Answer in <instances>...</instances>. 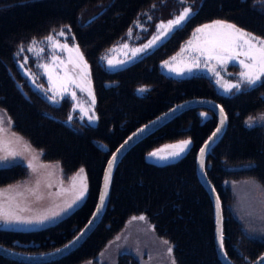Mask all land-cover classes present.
<instances>
[{"label":"trees","instance_id":"1","mask_svg":"<svg viewBox=\"0 0 264 264\" xmlns=\"http://www.w3.org/2000/svg\"><path fill=\"white\" fill-rule=\"evenodd\" d=\"M181 4L192 6L194 15L152 53L113 73L100 66L97 53L122 37L134 18L146 11L162 12L166 16L170 7ZM98 10L101 12L85 23ZM215 19L231 21L264 37V3L257 0H186V3L182 0H0V109L11 118L15 131L42 153V160L60 164L64 178L84 169L87 180L83 201L55 223L16 231H24L25 237L0 225L2 244L40 253L70 240L93 211L109 149L140 122L176 101L210 95L224 106L227 115L224 133L212 145L205 160L207 175L222 201L224 248L238 263L251 261L264 251V237L248 235L232 214L227 205L229 192L223 183L231 178L252 177L264 186V127L255 122L249 128L245 123L249 117L255 119L264 108V87L229 95L207 94L210 88L207 80L189 76L198 69L178 79L162 75L156 64L158 57L166 59L175 52L194 26ZM60 28L71 33L90 62L99 117L94 128L75 131L42 115L35 99L25 98L17 88L16 80L20 78H12L10 70L15 74L12 52L17 44ZM202 72L209 75L208 71ZM141 83L152 87L146 86L147 91L139 94L136 87ZM201 120L193 109L186 110L130 148L113 171L101 220L70 253L44 264H78L86 259H91L92 264H106L96 258L97 253L136 214L145 216L153 224L154 232L171 242L177 264H223L214 240L212 200L196 174L195 165L197 149L216 122L214 118L204 123ZM180 137H190L193 146L178 161L158 166L146 159L151 147ZM94 138L109 149L101 148ZM13 166H21L27 172L20 163L0 166V185L16 181H10ZM14 239L27 243L17 247ZM115 258L114 264H138L131 254L126 256L122 251ZM0 264L37 263L0 254Z\"/></svg>","mask_w":264,"mask_h":264},{"label":"snow or ice","instance_id":"2","mask_svg":"<svg viewBox=\"0 0 264 264\" xmlns=\"http://www.w3.org/2000/svg\"><path fill=\"white\" fill-rule=\"evenodd\" d=\"M183 3H186V0H182ZM259 3H264V0H257ZM194 15V9L192 6H184L179 15L175 16L173 19L164 23L161 21L157 27V34L153 36L148 43L144 44L142 47L131 49V53L133 57H136L138 53H144L147 49L154 47L157 43L163 42L161 37L165 39L177 29L181 28L191 17ZM129 34H131V29L129 30ZM198 34H203L204 39L199 40ZM67 33L64 29H61L58 33L60 37H66ZM194 37L199 41L198 43L193 42V40H189L185 46V48L181 49V52L187 51L189 48L192 49L196 55L192 56L188 62L182 63L180 66H176L175 62L177 57H172L171 62L166 60L163 62V67L167 68L169 72H174L178 76H183L185 73H191L194 69H200L203 67L204 69H209L211 73H213L215 78V83L219 85L225 93L233 94V90L239 92L245 88H253L256 86L264 87V37L256 36L255 34L246 31L244 28L238 27L236 24L229 23L223 20L213 21L211 24H204L195 29L193 33ZM46 41L50 43L53 54L50 57V60L55 66L58 63L57 56L55 55V50L60 49L62 51H67L69 53H75V59L69 57V62L75 63L76 67L84 69V75L87 76V61L84 59L83 52L80 50L79 45L74 43L71 47L65 40L64 43H61L59 40L54 39L52 35L46 37ZM33 46H30L27 50L34 51L35 41L31 42ZM123 48H128V45L125 43ZM25 49L23 46L20 47L19 52H23ZM42 52L43 49H40ZM19 52L17 55H19ZM179 55V54H178ZM243 57V59H241ZM27 59V58H25ZM215 61L214 64L211 62ZM125 61H118V63L122 64ZM59 63H63L60 61ZM232 63L234 65H239L242 67V71L239 72L238 77H236L235 83H229L224 81V77L221 76V71L226 72V65ZM109 66H114L112 61L108 60ZM217 65L220 66V71L217 70ZM23 67V65H21ZM37 67L43 68L45 73L47 74V79L50 84V88L45 89L42 84L36 83V77L31 73L27 72V74L32 78V83L44 92L46 98L51 101L53 104H59L60 100L65 99V97L69 98L72 101H75V108H79L82 115H79L80 120H84L87 117V120L92 123L98 121L99 117L95 115L94 105H95V95L88 89L89 96L91 97L90 106L83 107L76 101V92L72 91L70 86L79 87L80 85L76 82L74 76L69 75L67 71L63 78L58 79L57 81H53L52 72L50 70L49 64L37 65ZM139 92L143 93L147 91V88L138 89ZM51 93V95H49ZM183 107V105H177L175 108L169 110V112L165 113L163 117H158L157 120L151 121L150 124L144 125L143 128L138 129L137 132L132 133L131 136L125 141L124 144L120 145V148L117 149L119 152L121 149L125 147V145L131 141L134 137L145 132L146 129L149 128L150 125L156 124L159 120L168 117L170 114L174 115L179 108ZM219 112L221 114L220 125L221 127H217L215 132L209 137L208 142H205L204 146L200 148V166L202 169V174L205 171V161L204 157L207 153V149L210 147V142H214V138L222 131V126L227 120V115L224 112L223 107L219 108ZM202 116H207V113H202ZM261 121H264V115L258 117ZM73 120V115L68 116V122L70 123ZM256 120L253 117H249L245 122L246 125L251 128L255 124ZM9 123H11V118H9ZM5 128L3 127V120L0 118V133L4 132ZM192 141L183 140L179 141L174 145H166L165 148L173 149L172 151H168L166 155H161L164 149H157L151 153H149V157H158L160 159H168L170 157H179L182 155L190 146ZM25 150H28L33 153L32 159H37V154L35 153V149L31 148V145L25 142L24 144ZM42 154V153H40ZM10 155H17L16 152L10 153ZM6 159V157H0V160ZM118 156L116 154L112 155V159L108 163V172L105 177V192L100 196L99 206L96 208L95 213L93 214V218L90 219L85 226L86 230H90L94 225L96 219L99 218V214L103 210L104 201L107 196V188L110 181L111 170L114 167ZM29 166L33 167L31 161H29ZM47 167V166H46ZM84 173V169H80L75 176L71 178L72 187L76 189V181L78 178L80 179V188L75 192L74 198L71 202H66L63 207L60 208V211L51 212L48 215L37 216L33 218H25L21 217L11 211H8L4 208L3 205H0V221H3L5 224H13V223H23V224H39L44 225L47 223H54L55 219L61 215V213H66L68 210L72 209L73 206L77 204L78 201H81L84 198V195L87 191L86 185L83 183L82 174ZM207 180V177L205 176ZM39 187V181H37V189ZM51 187V185H49ZM35 191V190H30ZM213 191L215 189L213 188ZM40 199L41 197H37ZM216 206L217 209L222 208V202L219 197V193H216ZM133 220H144V216L133 217ZM86 235V231H81L80 235L76 236L73 240L69 241L67 244L63 246V248L56 249L57 253H62L63 250H68L73 248L82 238ZM164 243H168V241H164ZM218 243L220 245L221 250L225 257H227V252L224 250V235L223 228L220 226L218 228ZM0 251L3 252L4 255L12 254L10 249H5L0 246ZM168 252H172V247L169 246ZM172 264H175V260L173 259Z\"/></svg>","mask_w":264,"mask_h":264},{"label":"water","instance_id":"3","mask_svg":"<svg viewBox=\"0 0 264 264\" xmlns=\"http://www.w3.org/2000/svg\"><path fill=\"white\" fill-rule=\"evenodd\" d=\"M185 6H189V5H185ZM182 9H180L179 14L182 11ZM100 12H101V10H99L98 12H96L93 15L89 16L85 20V23H87V22L91 21L92 19H94ZM179 14H177V15H179ZM177 15L175 14V15H173V17L170 16V17H168L166 19H161V20L157 21L156 25H155V30L142 43H139V44H137L135 46H132V47H128L127 51H124L122 48H120L116 52H113L111 55L107 56L106 57V67L109 70H111V71H115V70H118V69H121V68H124V67L128 66L129 64L135 62L136 60L144 57L147 54L152 53L157 47H159L162 43H164L167 39H169V37L172 35V33L166 39L164 37H161V39L163 41L162 43L157 41V43H156V45L154 47H152L150 49H147L146 52H144V53H138L136 57L132 56L131 49L142 47L144 44L148 43V41L151 40L153 38V36H155L157 34V27L156 26L161 21H163L164 23H167L168 20L173 19ZM216 20H222V19H215V20L206 22L204 24H211L213 21H216ZM223 21H227V20H223ZM227 22L233 23L231 21H227ZM204 24H201L198 27H200V26H202ZM233 24H235V23H233ZM61 29L62 28L57 29L55 31V33L50 32L49 34H47L45 36V38L48 37L49 35H52L53 37H56L55 34H58ZM246 31H248V30H246ZM193 33H191V35L185 41H182L180 47L174 53H172L170 55V57L167 59L168 61L171 62V58L172 57H177V60H176L175 64H176V66H180L182 63L188 62L189 59L192 56L196 55V53H194L191 48H189L187 51L181 52V49L185 48V46H186V44H187V42L189 40H193L194 44L199 42L197 40V38L194 37ZM198 36H199V40H203L204 39V35L203 34H198ZM56 40H59L61 43L65 42V41H63L61 39H58V38H56ZM67 43L69 44L70 47L74 43L78 44L77 42H75V40H73L72 42H68L67 41ZM79 48H80V46H79ZM113 48L116 49L117 47H113ZM80 50H81V48H80ZM62 52H63L62 55L59 54L57 56L55 54L57 56V60H58V63L55 66H53L51 60H49L48 62H46L44 64H49L50 70L52 72L53 81H57L58 79L63 78L66 71H67V73L69 75L74 76V78L76 79V82L80 85L79 87H76L74 85L70 86L71 90L76 92V101H78L79 104L81 106H83V107H89L90 106L91 97L89 96L88 89H91V91L94 93L89 62L87 61V59L84 56V59L87 61V66H88V68H87L88 75L85 76L84 75V71H85L84 69L78 68V67H76L75 63L69 62V57L70 56L72 57L73 60L75 59V53L74 52L73 53H69L66 50L62 51ZM59 53H61V51H59ZM83 55H84V53H83ZM109 59L112 61V64L114 66H109L108 65V60ZM60 61H62L63 63H59ZM118 61H125V62L120 64V63H118ZM164 61H166V60L164 59ZM164 61L161 62L162 71L164 73H166L167 75H171V76H174V77L178 76L174 72H169L167 68L163 67V62ZM211 63L214 64L215 61H213ZM194 70H196V69H194ZM43 71H44V69H43ZM44 74H45L46 79H47V74L45 73V71H44ZM189 74L190 73H185L184 75H189ZM47 81H48V79H47ZM48 84H49V82H48ZM94 95H95V93H94ZM203 102L205 104L207 102L208 106L215 112V114L217 115V122H216L215 127L207 135V137L204 139V141L202 142V144L199 146V148L197 150V154H196V173H197V176H198L200 182L205 187V189L209 193V196H210V198L212 200L213 218H214V225H215L214 226V240H215V244H216V248H217L218 258L221 260V262L223 264H264V251L261 252V254L259 256H257L255 259H253L251 261H248L246 263H237V262L233 261L232 259H230V257L228 255H227V257H225V255L223 254V251L221 250L220 245L218 243V228L220 226H222V222H223L222 208L221 209H217V206H216V193H218V192L216 191V188L214 187L213 183L208 178V176L206 174V171H204V173L202 174V169H201V166H200V163H199V160H200V152H199V150H200L201 147L204 146L205 142H208L209 137L212 135L213 132H215L216 128L217 127H221V125H220L221 114L219 112V108L222 107V105L220 103H218L217 101L213 100V99L205 98V97H192V98L184 99L181 102L172 105L166 111L158 114L157 116H155L152 119H150L148 122L142 124L140 127H138L137 129L133 130L130 134H128L122 140V142L113 150V152L111 153V155L109 156V158H108V160H107V162L105 164V167H104V170H103V174H102V177H101V182H100V187H99V191H98V195H97V200H96L94 209H93L90 217L84 223V225L79 229V231L70 240H68L64 244L59 245L58 247H56L54 249H50V250H47V251H44V252H40V253H27V252H23V251H20V250H16V249L10 248V247L0 243V246H2V248L11 250L12 254L5 255V256H9L11 258L18 259V260H23V261H26V262L43 263V262L54 260L56 258H60V257H62L64 255H67L68 253H70L74 248H76L78 245L81 244V242L88 236V234L92 231V229L101 220L102 215L105 212V209H106V206H107L110 182H111L113 171H114L115 167L117 166L118 162L120 161V159L130 149V147L133 146L138 140H140L141 138H143L146 135H148L154 129L158 128L159 126H161L162 124H164L168 120H170L173 117H175L176 115H178L182 110H184L186 108H189V107L196 106L197 104L203 103ZM75 103H76L75 101H72V108L73 109L75 107ZM177 105H183V107L179 108V110L176 111V113L174 115L170 114L168 117L159 120L156 124L150 125L149 128L146 129L144 133L134 137L131 141H129L125 145V147L123 149H121L119 152H117V149L120 148V145L124 144L125 141L128 139V137L132 135V133L137 132V130L143 128L144 125L150 124L151 121L157 120L158 117H163L165 113L169 112L170 109L175 108ZM75 110L80 112L79 108H75ZM0 112L2 113V111H0ZM224 112H225V110H224ZM2 115H3V113H2ZM95 115H96V113H95ZM94 123L95 122H92L91 124H94ZM226 124H227V120L225 121L224 125L222 126V131L220 133H218V135L214 138V142H210V147L207 149V153L211 149L212 145L224 133V130L226 128ZM10 131L12 132V134L10 136H14L13 131L12 130H10ZM18 136L20 137L19 138V144L20 145H13V148L11 150L3 151L0 154V157H6V159L0 160V166H6V165H9V164H12V163H20V164L24 165L27 168V176L29 175L30 177L33 178V177H37V173L38 172H39V174L44 173V172H49V173H51L53 175V178H52V181L49 182L47 185H44L43 187H39V191L36 190L34 195L30 196L29 198H27L25 196L20 197L22 189H26L28 187H32V186H28L25 182L20 183L21 181H15V182L6 184L4 186H0V205H3L6 210L11 211V212H13V213H15V214H17V215H19L21 217H25V218H33V217H37V216L48 215V214H50L51 212H54V211H57V212L60 211V208L63 207L66 202H71V200L74 198L75 192L78 191L79 188H80V179L81 178H78L77 181H76V189L75 190L73 189L71 195H69L65 199H61V200H55L53 198L47 199L45 196H47V197H55V196L59 195L60 193H62L67 185L69 187H72L71 178L73 176H75V174L78 171L74 172L70 177H68L67 180L62 179V174H61L62 171H61V168H60V164L58 162L42 160L40 151L38 149H36L34 146H32L30 144V142L28 140H26L23 136H20V135H18ZM189 139L192 141V139L190 137H186V138H181V139H177V140H174V141L165 142V143H163V144L151 149L149 152H147L146 153V158H147V160L149 162L154 163L156 165H165V164L173 163V162L179 160L182 156H184L189 151V149L191 148V146L193 144V141L190 144V146L188 147V149L182 155H180L179 157H174V158L170 157L168 159H160L158 157H149L148 154L153 152V151H155V150H157V149H164V151L161 153V155H166L168 151H172L173 150V149L165 148L166 145H174V144H177L179 141L189 140ZM25 142L30 144L32 149H35V153L37 154V159L33 160L32 159L33 153L28 151V150H25V147H24ZM95 143L100 145V142L98 140H95ZM12 152H16L17 155H15V156L10 155V153H12ZM207 153H206V155L204 157V161L206 160ZM113 154H116L118 156V159H117L114 167L111 170L110 181H109V185H108V188H107V196H106V199L104 201L103 210L99 214V218L95 220L94 225L91 227V229L90 230H86L85 226L87 225L88 221L93 218V214L95 213L96 208L99 206V203H100V196L102 194H104V192H105V177H106V174L108 172V163L112 159V155ZM29 161L32 162L35 170H33V167L29 166ZM205 176L207 177V180L205 179ZM82 179H83V183L87 186V180H86V176H85L84 173L82 174ZM24 180L25 179H23L22 181H24ZM50 184L54 185L55 188L54 189H50V187H49ZM10 188L14 189L15 191L12 192ZM213 188L215 189V191H213ZM37 197H41V198L38 199ZM82 201H83V199L81 201H78L77 204L75 206H73L72 209L68 210L66 213H61V215L55 219V222L58 221L60 218H62L65 214H67L68 212L73 210L75 207H77ZM51 224H53V223H47L46 222L44 225L23 224V223L5 224L2 221L1 226L3 228L10 229V230H25L26 231V230L39 229L40 227H44L46 225H51ZM81 231H86V235H84L83 238L73 248L68 249V250H63L62 253H57L56 252V249L63 248V246L65 244H67L69 241L73 240L76 236L80 235ZM29 244H31V243H29ZM0 254L4 255L2 251H0Z\"/></svg>","mask_w":264,"mask_h":264},{"label":"flooded vegetation","instance_id":"4","mask_svg":"<svg viewBox=\"0 0 264 264\" xmlns=\"http://www.w3.org/2000/svg\"><path fill=\"white\" fill-rule=\"evenodd\" d=\"M185 5H188V4H181V5H176L175 7L172 6L169 8L166 16H162L160 13H155V12H151V11H146L143 15H138L136 18H134L132 20V22L130 23L129 27H127L126 31L124 32V35L122 37H119L117 38L116 40H114L106 49L102 50L101 52L97 53V61L98 63L100 64L101 67L104 68V70L106 72H116V71H119V70H122L124 68H121V69H118V70H115V71H111L109 70L107 67H106V57L111 55L113 52H116L118 49L122 48L124 51H127L128 48H123V45L126 43L128 45V47H132V46H135L139 43H142L149 35H151V33L155 30V25H156V22L161 20V19H166L168 17H173V15H177L179 14V11L180 9H182ZM88 18V17H87ZM86 18V19H87ZM186 24V23H185ZM184 24V25H185ZM199 25H196L194 26L191 30V33H193L195 31V29L198 27ZM240 27V26H239ZM243 28V27H241ZM131 29V34H129V30ZM245 29V28H244ZM248 30L249 32L255 34L256 36H260V37H263L261 36V34L259 33H254V31L252 32V30H249V29H246ZM71 32V31H69ZM175 32V31H174ZM172 32V34L174 33ZM67 35L66 37H60L58 36V34H55L56 37H54V39L58 38V39H61L63 41H68V42H72L73 41V37H71V33H68L66 32ZM190 33V35H191ZM189 35V34H188ZM46 36V35H45ZM45 36H42L40 38H32V39H29L27 40L26 42L24 41H20L17 46L15 47L14 51L12 52V59H13V67L15 68V74H13V72L10 70L11 74H12V78L14 77H19L20 78V81H17L16 80V85H17V88L19 89V91L25 96V98H29V96H32L34 99H35V106L37 109L39 108H42L41 109V113L42 115L50 118V119H53L54 121L58 122V123H61L65 126H68L70 128H73L75 131L76 130H80V131H83L85 129H90V128H94L97 126L98 124V121H95L94 124H91L88 120H87V117L84 118V120H80L79 119V115H82L80 112L78 111H73V108H72V100H70L69 98L65 97V99L63 100H60L59 104H53L51 101H49L44 92H42L40 89H38L37 87H35V85L32 83V78L27 74V72H31L35 77H36V83L38 84H42L44 86L45 89L47 88H50V85L48 84V81L46 79V76L44 74V71H43V68H40V67H37V65H42L46 62H48L50 60V57L51 55L53 54V51H52V48L50 46V43L48 41H46V38ZM189 37V36H188ZM187 37V38H188ZM186 38V39H187ZM184 39V41L186 40ZM32 41H35V45H34V51H28L27 49L30 47V46H33L32 45ZM75 42L78 43V41L75 40ZM79 44V43H78ZM163 44V43H162ZM23 46L24 47V51L23 52H19V49L20 47ZM80 46V44H79ZM113 47H117L116 49H114ZM82 52L84 53V56H85V52L84 50L82 49V47L80 46ZM158 48V47H157ZM40 49H43V51L41 52ZM59 51H61V53H59ZM19 52V55H17V53ZM93 52V51H91ZM62 50L60 49H56L55 50V54L58 56L59 54L62 55ZM172 54V53H171ZM149 55V54H147ZM147 55H145L144 57L136 60L135 62L129 64L128 66H131L133 65L134 63H138L140 60L144 59ZM170 56V55H169ZM168 56V57H169ZM167 57V58H168ZM27 58V59H25ZM86 58V56H85ZM166 58V59H167ZM87 59V58H86ZM164 58H157V68H158V71L160 72L161 70V74L162 75H165V76H170V77H174V76H171V75H167L166 73H164L161 69V62L164 61L163 60ZM241 59H243V57H241ZM162 60V61H161ZM88 61V59H87ZM89 62V61H88ZM21 65H23V67H21ZM89 65H90V62H89ZM127 67V66H126ZM159 67H160V70H159ZM217 70L220 71V66L217 65ZM242 67H240L239 65H234L232 63H229L228 65H226V72L225 71H221V76L224 77V81H227L229 83H235L236 82V77H238V74L240 71H242ZM202 71H208L209 72V75L205 74L204 72ZM90 73H91V65H90ZM189 76H194L196 79L197 77H204L207 82L210 84V88H207L208 91L206 92L207 94H212L214 93L215 95H229L228 93H225L223 91V89L217 85L215 83V78H214V75L213 73H211V71L209 69H204L203 67H201L200 69H198L196 72L192 73V75H189ZM185 77H188L187 75H184V76H175V78H178V79H182V78H185ZM209 77V78H207ZM91 78H92V73H91ZM213 79V80H212ZM92 82H93V78H92ZM21 83H24L25 86H23V84ZM151 84H147L145 85V83H141L139 84L137 87H136V91L141 94V92L138 91V89H141V88H146V86H148V88L150 89L152 86H150ZM257 87V86H256ZM256 87H253V88H245L243 90H249V89H254ZM93 89H94V93H95V106H94V110H95V113L96 115L98 116V113H97V109H96V104H97V98H96V92H95V88H94V83H93ZM237 91L233 90V93H235ZM49 95H51V93H49ZM264 96V95H263ZM192 97H205V98H210V99H213L215 101H217L218 103H220L218 100L215 99V97L213 96H210V95H194V96H189V97H186L184 99H188V98H192ZM184 99H181L179 101H176L175 103L171 104L169 107H167L166 109L162 110L161 112L151 116L150 118L140 122L138 125H136L133 129H131L126 135L125 137L130 134L133 130L137 129L138 127H140L142 124L148 122L150 119H152L153 117L157 116L158 114L166 111L167 109H169L172 105L174 104H177L179 102H181L182 100ZM221 104V103H220ZM222 105V104H221ZM222 107L224 108V106L222 105ZM190 109H193L201 118V122L200 123H204L206 120L208 119H211V118H214L215 119V122H217V115L215 114V112L208 106V103L206 102V104L203 102V103H199L197 104L196 106H193V107H189V108H186L184 110H182L181 112H184L186 110H190ZM225 110V108H224ZM0 111H2L3 115H4V111L0 109ZM180 112V113H181ZM226 112V111H225ZM179 113V114H180ZM202 113H207V116H202L201 114ZM73 115V120L69 123L68 122V116L69 115ZM178 114V115H179ZM6 115V114H5ZM262 115H264V108L262 110H260L258 112V114L256 115L255 117V120L256 122H258V124H261L263 127H264V121H261L259 119H256L258 117H261ZM177 116V115H176ZM175 116V117H176ZM6 121L7 123L9 122V117L6 115ZM174 118V117H173ZM172 118V119H173ZM171 120V119H170ZM170 120H168L167 122H169ZM13 121V120H12ZM165 122L164 124H162L161 126H159L158 128L154 129L152 132H150L148 135H146L145 137L147 136H150V135H153L156 131L158 130H161L164 125L167 123ZM9 125H12V128L15 130V126H14V123L12 122L11 124L8 123ZM216 125V123H215ZM214 125V127H215ZM213 127V128H214ZM212 128V129H213ZM212 131V130H211ZM210 131V132H211ZM209 132V133H210ZM208 133V134H209ZM124 137V138H125ZM143 137V138H145ZM207 137V136H206ZM205 137V138H206ZM123 138V139H124ZM143 138H141L140 140H138L133 146H135L138 142H140ZM183 138H186V137H183ZM122 139V140H123ZM177 139H181L180 138H174V139H170V140H166V141H163L162 143H159L153 147H151L150 149L147 150V152H149L151 149L165 143V142H169V141H174V140H177ZM94 140H98L96 138H94ZM122 140L115 146L113 147L112 149L108 147L107 144H104L102 142H100L101 140L99 139L98 141L100 142V147L103 148V149H109L110 150V154L109 156L111 155V153L113 152V150L122 142ZM203 142V141H202ZM201 145V144H200ZM199 145V146H200ZM133 146H131L130 148H132ZM193 146V144H192ZM191 146V148H192ZM190 148V149H191ZM199 148V147H198ZM189 149V150H190ZM198 150V149H197ZM197 154V152H196ZM186 155V154H185ZM108 156V157H109ZM124 156V155H123ZM183 157V156H182ZM181 157V158H182ZM108 159V158H107ZM121 160V159H120ZM178 161V160H177ZM107 162V160H106ZM176 162V161H175ZM119 163V162H118ZM151 163V162H149ZM106 164V163H105ZM154 164V163H153ZM170 164V163H169ZM156 165V164H155ZM166 165V164H165ZM195 165H196V155H195ZM11 166V165H10ZM158 166H162V165H158ZM9 167V166H8ZM105 167V165H104ZM7 168V167H5ZM22 167L21 166H13V167H10V170H11V173L9 174L11 176V180L10 181H13V180H22L23 178H25L27 176V172L25 169H21ZM8 169V168H7ZM104 170V168H103ZM205 171H206V168H205ZM19 174H21V176L19 177ZM103 174V172H102ZM197 174V173H196ZM207 174V172H206ZM208 176V175H207ZM15 177V178H13ZM64 177V176H63ZM69 177V176H68ZM67 177V179H68ZM13 178V179H12ZM209 178V177H208ZM249 177H242V178H231V179H228V180H223V183L224 185L227 187L228 189V192H229V201L227 202V205L230 206V202L233 201V190H232V187L230 186L231 182L230 180H244V179H248ZM26 179V178H25ZM67 179H64V180H67ZM210 179V178H209ZM257 184H260L261 186H263L258 180H256L255 178H252ZM52 180H50L51 182ZM211 181V180H210ZM9 182V181H8ZM7 182V183H8ZM14 182V181H13ZM212 182V181H211ZM214 185V184H213ZM0 186H4V185H0ZM215 187V185H214ZM264 187V186H263ZM205 188V187H204ZM216 188V187H215ZM207 191V190H206ZM216 191L219 193L218 189L216 188ZM209 194V193H208ZM219 197H220V194H219ZM221 200V198H220ZM222 202V201H221ZM94 209V208H93ZM106 210V209H105ZM104 214V213H103ZM233 214V213H232ZM234 215V214H233ZM103 216V215H102ZM222 216H223V208H222ZM235 216V215H234ZM90 217V216H89ZM145 217V216H144ZM236 217V216H235ZM146 218V217H145ZM238 219V218H237ZM241 223L242 221L239 220ZM2 224V221H0V225ZM215 226V225H214ZM222 228H223V222H222ZM242 228L245 232L248 233V235L250 236H253V237H256V238H263L264 236L262 237H259V236H256V235H252L250 234V232L243 226L242 224ZM6 231H9V232H13L11 230H6ZM16 231H21V230H15L14 232ZM16 233H19L21 235H23V237H25V235L27 233H24L23 232H16ZM156 234V233H155ZM157 236H159L158 234H156ZM1 243V242H0ZM27 242H24L23 240H20V239H14L13 241V244L14 245H25ZM30 243V242H29ZM4 244V243H3ZM6 246H8L7 244H4ZM61 245V244H60ZM106 245V244H105ZM104 245V246H105ZM59 246V245H58ZM56 246V247H58ZM104 246L102 247V249L99 251V254L102 252V250L104 249ZM172 247V244L169 245ZM10 248H13V249H16V250H20V251H23L19 248H15L13 246H8ZM19 247V246H17ZM54 247V248H56ZM225 249V248H224ZM173 251V250H172ZM25 252V251H23ZM29 253V252H27ZM228 255V254H227ZM5 256V255H4ZM65 256V255H64ZM62 256V257H64ZM229 256V255H228ZM9 257V256H7ZM60 257V258H62ZM96 258L98 260H100V257H98V255L96 256ZM56 259H59V258H56ZM231 259V258H230ZM87 260V259H86ZM85 260L79 262L78 264H81L82 262H84ZM101 261V260H100ZM221 261V260H220ZM234 261V260H233ZM248 262V261H247ZM30 263H35V262H30ZM46 262H43V263H37V264H44ZM92 260L90 259V264H92ZM238 263V262H237ZM246 263V262H245ZM108 264H110L108 262Z\"/></svg>","mask_w":264,"mask_h":264},{"label":"rangeland","instance_id":"5","mask_svg":"<svg viewBox=\"0 0 264 264\" xmlns=\"http://www.w3.org/2000/svg\"><path fill=\"white\" fill-rule=\"evenodd\" d=\"M5 117V113L3 116L0 112V118H2L3 127L5 128V131L0 133V154L3 151L11 150L13 145H20V137L18 136L20 134L12 128V125L8 124L9 122L7 123ZM9 129L13 131L14 136H10L12 132ZM71 175L68 176L70 177ZM67 177L64 178L62 174V179H67ZM52 178L53 175L49 172L41 174L38 172L37 177L33 178L28 175L20 183L25 182L28 186L32 187L22 189L20 197L25 196L29 198L34 195L36 190L39 191V187L47 185ZM37 181H39L38 189ZM230 182L233 190V201L230 202L229 206L231 212L242 221L243 226L250 234L259 237L264 236V187L257 184L251 178L230 180ZM54 188V185H51L50 189ZM10 189L12 192L15 191L12 188ZM72 191L73 188L67 185L59 195L45 197L47 199L61 200L71 195ZM140 216L142 215H131L123 227L109 239L102 252L100 254L99 252L97 253L102 262L114 264L117 252L122 251L126 256L131 254L138 264H172L173 259L175 260L173 251L171 253L168 252L171 242L165 237L157 236L153 230V224L146 218L144 220L132 219L133 217ZM164 241H168V243L166 244ZM81 264H90V259L85 260ZM175 264H177L176 261Z\"/></svg>","mask_w":264,"mask_h":264},{"label":"bare ground","instance_id":"6","mask_svg":"<svg viewBox=\"0 0 264 264\" xmlns=\"http://www.w3.org/2000/svg\"><path fill=\"white\" fill-rule=\"evenodd\" d=\"M217 249V248H216Z\"/></svg>","mask_w":264,"mask_h":264}]
</instances>
